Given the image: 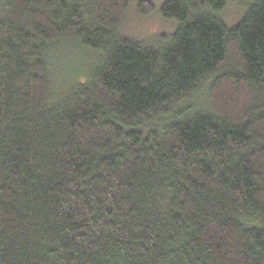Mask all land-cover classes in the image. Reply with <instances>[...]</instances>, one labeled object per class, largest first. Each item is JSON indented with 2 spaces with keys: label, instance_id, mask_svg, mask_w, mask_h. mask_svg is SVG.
I'll list each match as a JSON object with an SVG mask.
<instances>
[{
  "label": "trees",
  "instance_id": "obj_1",
  "mask_svg": "<svg viewBox=\"0 0 264 264\" xmlns=\"http://www.w3.org/2000/svg\"><path fill=\"white\" fill-rule=\"evenodd\" d=\"M131 1L0 0V264H264V0Z\"/></svg>",
  "mask_w": 264,
  "mask_h": 264
},
{
  "label": "rangeland",
  "instance_id": "obj_2",
  "mask_svg": "<svg viewBox=\"0 0 264 264\" xmlns=\"http://www.w3.org/2000/svg\"><path fill=\"white\" fill-rule=\"evenodd\" d=\"M166 1L168 0H151L154 4V11L146 15L138 10L137 0H132L120 28L122 36L150 45H160L166 41L176 29V23L173 20L166 19L161 15V7ZM248 5V0H227L225 6L217 14L228 27H233L243 18ZM65 49L68 51L64 50V54L57 59V62L52 63V93L63 88L67 78L74 81L75 76L68 72L70 69L76 66L75 73H79L82 70V64L93 65L96 60H92L90 63L86 61L84 50L76 46L70 45ZM82 73L85 74L86 71ZM194 103L211 109L207 87L199 92Z\"/></svg>",
  "mask_w": 264,
  "mask_h": 264
}]
</instances>
